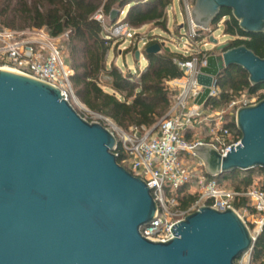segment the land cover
<instances>
[{
    "label": "water",
    "instance_id": "95a60500",
    "mask_svg": "<svg viewBox=\"0 0 264 264\" xmlns=\"http://www.w3.org/2000/svg\"><path fill=\"white\" fill-rule=\"evenodd\" d=\"M222 8L247 33L264 32V0H194L193 23L207 30ZM118 10H112L113 22ZM211 52L195 102L207 99L219 72L239 66L252 85L264 84V57L245 45ZM170 48L152 44L147 53ZM135 51V59L140 58ZM240 143L224 156L209 144L193 149L206 173L264 169V98L239 107ZM118 142L101 122L86 120L56 86L0 68V264H237L253 239L232 208L202 205L152 241L140 228L157 204L150 188L117 162Z\"/></svg>",
    "mask_w": 264,
    "mask_h": 264
},
{
    "label": "built area",
    "instance_id": "2783aa9c",
    "mask_svg": "<svg viewBox=\"0 0 264 264\" xmlns=\"http://www.w3.org/2000/svg\"><path fill=\"white\" fill-rule=\"evenodd\" d=\"M181 1L188 20L187 35L195 40L204 30L191 19L194 0ZM94 18L101 23L105 22L101 9ZM106 31L116 39L123 37L132 40L136 34V30L122 20L107 27ZM53 38L55 37L45 31L25 38L21 32L0 24V68L46 81L59 88L71 103V98L75 99L71 83L73 70L63 61L62 50L54 43ZM146 42V38L141 39L142 46ZM185 54H192V57L175 60L182 76L166 82L171 104L165 116L155 126L133 127L125 132L101 116L106 127L117 138V147L123 155L119 164L147 184L157 204L155 218L142 226L140 232L152 241H166L172 237L169 228L173 224L200 206L207 205L218 210L234 209L248 225L253 239H256L264 224V173L245 189H231L216 177L207 176L202 160L194 154L193 149L197 144H209L224 156L231 150V145L237 146L240 138L235 130L228 127V122L231 119L235 122L237 109L255 104L264 91L251 94L241 92L231 97L224 108L216 109L212 103L208 104L210 99H220L215 78L207 99L199 105L195 100L203 92L204 86L198 83L197 75L200 67L205 66L209 52L191 47ZM206 104L208 107L202 108ZM82 109L83 113L89 112L86 108ZM203 125L208 128V136L202 139L197 131ZM183 152L195 159L193 165L187 164ZM174 192L178 193V198L173 195ZM184 195L195 196L186 209L179 207V200ZM243 197L248 202L237 208L236 203ZM248 252L251 256V249ZM245 264H250V259ZM261 264H264V254Z\"/></svg>",
    "mask_w": 264,
    "mask_h": 264
},
{
    "label": "trees",
    "instance_id": "16d2710c",
    "mask_svg": "<svg viewBox=\"0 0 264 264\" xmlns=\"http://www.w3.org/2000/svg\"><path fill=\"white\" fill-rule=\"evenodd\" d=\"M2 3L0 24L4 27L45 28L51 37L67 33L68 58L73 70L72 88L77 99L89 112L107 118L125 132L133 127H153L165 116L171 104L166 82L182 76L175 60L190 59L192 54L176 53L171 49L166 51L163 48L157 53H147L146 48L157 43L147 40L142 48L138 44L126 48V52H132L133 61L136 63L138 60L135 59V51L140 50V57L143 56L147 62L146 68L138 76H133L130 71L123 74L116 65L107 63L108 51L116 38L111 37L106 28L120 19L136 31L142 25L152 22L166 29L165 10L172 0H2ZM124 8L127 10L120 18L119 12ZM99 9L105 18L104 23L94 18ZM114 9H118V15L111 22L110 14ZM223 19L225 34L231 36L226 48L245 45L256 55L264 57V32H244L227 8L220 10L212 25ZM200 38L201 36L195 40ZM103 74L109 79L107 84L110 91L104 90L98 83L100 75ZM216 84L220 90V99L208 101V104L212 103L214 106L216 101L227 102L241 92L251 94L264 91V84L252 85L247 72L239 66H229L221 70L216 77ZM262 98L264 93L259 99ZM101 123L105 124L103 120ZM228 127L236 131L237 137H241L234 119L228 122ZM115 153L117 162L121 163L123 155L118 147ZM254 169L258 170V174L264 173V169L256 167L246 171L234 170L218 176H207L216 177L226 187L241 190L254 182L251 174ZM194 199V195H184L179 200V207L188 208ZM246 202L248 200L243 197L236 203V207ZM251 211L254 212L253 209ZM263 254L264 224L253 243L250 264H261Z\"/></svg>",
    "mask_w": 264,
    "mask_h": 264
},
{
    "label": "rangeland",
    "instance_id": "374dc122",
    "mask_svg": "<svg viewBox=\"0 0 264 264\" xmlns=\"http://www.w3.org/2000/svg\"><path fill=\"white\" fill-rule=\"evenodd\" d=\"M190 1L193 2V0ZM2 4H3L2 0H0V8L3 7ZM126 10L127 8H124L123 11L119 12L120 18H122ZM165 16H166V29L161 28L160 25H157L153 22L147 23L142 25L136 31V34L132 40L119 37L115 41H113L107 55L108 65L113 63L123 72V74H127L130 71L133 74V76H138L139 72L143 71L146 68L147 62L143 58V56H141L138 59V63L134 62L132 52L130 51L126 52V48L128 46L132 47L135 44H138L139 48H142L143 47L141 44L142 38L156 41L158 44L164 43L165 46L169 47L173 52L176 53H185L188 52L191 47H195L196 50L200 48L203 51H208L209 54L211 52H214L215 54H220V52L216 51L214 45L211 44L208 40L211 34L218 39L219 44L228 43L231 40V36L225 34L224 19L221 20L216 25L211 24L207 30L200 32V36H201L200 39L198 40L190 39L187 35L188 20L186 14H184L181 0H172L171 5L168 6L165 10ZM14 30L21 32L25 38H28L29 36H33L34 34L39 33L40 31L47 32L45 28H40V29L26 28V29H14ZM53 39H54V43L58 45L62 50L63 61L67 66L70 67V61L68 58L69 51L67 46V33H64ZM108 81H109L108 77H106L104 74L100 75L98 79V83L106 91H110V87L107 84ZM216 103H217L215 106L216 109L224 108L226 105V102L216 101ZM71 104L74 106V108L77 111H79V113L83 111L82 108H85L84 105L77 99L76 96L75 99L71 98ZM206 107H208V104L202 106V108H206ZM82 116L90 122L93 121L101 122L102 120V117L94 112H84ZM103 125H106V123ZM197 132L199 133V136L202 139L207 138L208 136V128L204 125ZM183 158L190 166L193 165L195 162V159L189 154H187V152H183ZM251 174H252V178L254 179V182L258 180L259 177L263 176V172L258 174V170L256 169L251 170ZM173 195L178 198L177 192H174ZM251 231H253L252 228ZM250 258L251 256L249 252H247L244 255H242L238 259V261H236V263L245 264L246 260Z\"/></svg>",
    "mask_w": 264,
    "mask_h": 264
},
{
    "label": "flooded vegetation",
    "instance_id": "af4514ba",
    "mask_svg": "<svg viewBox=\"0 0 264 264\" xmlns=\"http://www.w3.org/2000/svg\"><path fill=\"white\" fill-rule=\"evenodd\" d=\"M219 52V51H218Z\"/></svg>",
    "mask_w": 264,
    "mask_h": 264
}]
</instances>
